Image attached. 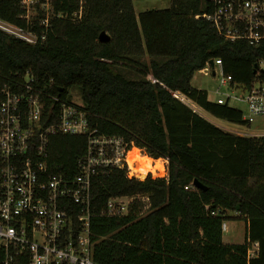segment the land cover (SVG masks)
<instances>
[{"label":"trees","instance_id":"1","mask_svg":"<svg viewBox=\"0 0 264 264\" xmlns=\"http://www.w3.org/2000/svg\"><path fill=\"white\" fill-rule=\"evenodd\" d=\"M209 4L171 0L167 9L136 15L132 0H52L49 14L38 6L28 21L21 0H0V19L39 37L30 44L0 30V88L21 82L29 70L59 98L56 112L63 103L74 104L98 134L168 161L166 178H130L126 168L114 167L93 177L96 262L264 264V136L221 129L216 120L251 124L241 110L210 101L191 83L217 59L232 76L231 86L247 89L264 81V43L255 47L220 36L205 17ZM103 31L107 42L99 39ZM72 88L80 91L81 105L68 93ZM56 121L54 114L45 124ZM86 151V135L51 136L50 174L76 177ZM118 196H147V202L136 201V210L125 216L101 215ZM228 220L246 222L243 243L224 242Z\"/></svg>","mask_w":264,"mask_h":264},{"label":"built area","instance_id":"2","mask_svg":"<svg viewBox=\"0 0 264 264\" xmlns=\"http://www.w3.org/2000/svg\"><path fill=\"white\" fill-rule=\"evenodd\" d=\"M21 4L28 21L38 6L48 14L52 11V0H21ZM205 17L226 40H243L255 47L264 43V0H210ZM43 24L48 25V18ZM0 30L30 44L39 39L35 33L2 19ZM213 62H207L202 71L216 75L218 66L221 83L231 86L233 78L225 74L222 61ZM244 90L249 109L244 120L252 124L256 117H264V81L257 80ZM57 101L59 98L42 88L29 70L21 82L0 88V264H102L92 254L93 177L101 168L114 167L126 168L128 177L142 179L134 169L138 163L130 166V153L138 149L141 157H150L144 151L146 155H142L138 147H129L122 138L98 134L74 104L63 103L56 112ZM217 102L227 103L222 98ZM54 114L57 121L45 124ZM220 128L241 136H264L239 128ZM56 134L87 136V151L76 177L52 175L48 170V144ZM150 158L151 166L158 162L162 169L149 170L145 176L154 177L152 173L159 172L166 178L168 161ZM136 201L146 204L147 196L111 197L101 215L125 216L136 210ZM226 227L225 222L223 231ZM258 246L257 242L252 245L250 257L256 255Z\"/></svg>","mask_w":264,"mask_h":264},{"label":"rangeland","instance_id":"3","mask_svg":"<svg viewBox=\"0 0 264 264\" xmlns=\"http://www.w3.org/2000/svg\"><path fill=\"white\" fill-rule=\"evenodd\" d=\"M134 5V10L136 15H139L143 11L147 10H162L167 9L171 6V0H132ZM261 68L264 70V61L261 63ZM123 70V73L126 77L132 79H139L140 76L137 73L131 72L126 69ZM216 75L207 74L205 71H198L195 73L192 79V85L195 88L202 89L207 91L208 95L212 100L217 102L219 98L224 99L228 102L231 107L237 108L243 112L244 117L249 116L248 104L245 102L244 98L246 96V91L241 86H230L223 85L221 83V74L219 67H216ZM68 93L73 98L76 104L81 105L80 91L76 88L68 90ZM224 127L234 130L241 129L243 131H249L254 134H264V117H256L254 122L249 127H240L231 123H228L224 120H216ZM144 154L142 150V155ZM146 155V154H144ZM144 175H140L144 179ZM154 177H160L158 173H152ZM232 215V214H231ZM228 226V231H224L223 240L228 244H240L243 243L246 236V222L244 220H228L226 222Z\"/></svg>","mask_w":264,"mask_h":264},{"label":"bare ground","instance_id":"4","mask_svg":"<svg viewBox=\"0 0 264 264\" xmlns=\"http://www.w3.org/2000/svg\"><path fill=\"white\" fill-rule=\"evenodd\" d=\"M135 162H137L138 165L134 169L139 172L140 175H144V173L148 172L149 170L155 171L156 169H162V166L158 162L155 167L151 166L152 159L148 156L141 157L138 149L132 151L129 156L130 166L134 167L133 164Z\"/></svg>","mask_w":264,"mask_h":264},{"label":"water","instance_id":"5","mask_svg":"<svg viewBox=\"0 0 264 264\" xmlns=\"http://www.w3.org/2000/svg\"><path fill=\"white\" fill-rule=\"evenodd\" d=\"M99 39L101 42H107L110 40V37L105 31H103V32H101ZM210 64H212V65L214 64L213 60L210 61ZM194 186L200 187L201 185L197 181H195Z\"/></svg>","mask_w":264,"mask_h":264},{"label":"crops","instance_id":"6","mask_svg":"<svg viewBox=\"0 0 264 264\" xmlns=\"http://www.w3.org/2000/svg\"><path fill=\"white\" fill-rule=\"evenodd\" d=\"M208 98H209V100L210 101H213V102H215L214 100H212L211 98H210V96L208 95ZM229 123V122H228ZM232 124V123H231ZM217 125L219 126V127H222V128H224L223 127V125H221L219 122H217ZM225 129V128H224ZM227 130V129H226ZM247 136H249V135H247ZM154 159V158H153ZM154 161H156V160H154ZM227 222V221H226ZM226 232L228 231V226L226 227V230H225ZM223 233H224V231H223Z\"/></svg>","mask_w":264,"mask_h":264}]
</instances>
